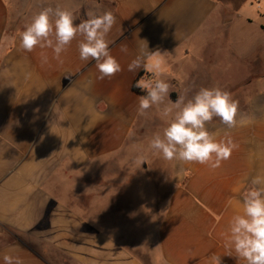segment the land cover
<instances>
[{
	"label": "crops",
	"instance_id": "0c3cea01",
	"mask_svg": "<svg viewBox=\"0 0 264 264\" xmlns=\"http://www.w3.org/2000/svg\"><path fill=\"white\" fill-rule=\"evenodd\" d=\"M49 4L73 10L77 23L112 11L107 39L122 70L98 79L78 40L63 63L51 49L21 50L18 33ZM158 59L173 102L201 87L239 101V126H208L239 145L215 171L144 154L147 123L165 125L155 108L138 115L134 84L153 79ZM239 64L246 75L226 78ZM257 174L264 0H0V264L5 255L23 264H245L229 255L224 233Z\"/></svg>",
	"mask_w": 264,
	"mask_h": 264
},
{
	"label": "clouds",
	"instance_id": "9594fccd",
	"mask_svg": "<svg viewBox=\"0 0 264 264\" xmlns=\"http://www.w3.org/2000/svg\"><path fill=\"white\" fill-rule=\"evenodd\" d=\"M78 17L69 8L59 5L41 6L25 22L18 33L19 48L25 52L51 49L52 58L63 63L72 42L78 40V53L82 61H94L100 73L98 79L111 78L122 68L111 54L109 33L116 23L112 11L86 13V19L77 23ZM79 38V39H78ZM159 55V52H155ZM41 63H48L47 52H40ZM141 59H134L129 71L141 67ZM162 60H156L148 69L153 79L137 83L146 94L141 95L138 115L144 117L156 109L164 127L149 139L146 153L158 156L169 163L206 165L215 171L228 161L239 145L230 131L219 138L209 130L214 119L231 130L242 121L239 116V101L230 92L220 87H201L194 95H181L175 102L169 99L171 85L163 78ZM30 75V74H29ZM141 164L145 156L138 157ZM242 210L234 214L224 233V244L229 255L235 253L245 264H264V174H257L241 193ZM219 259V258H217ZM4 264H23L19 257L5 255Z\"/></svg>",
	"mask_w": 264,
	"mask_h": 264
},
{
	"label": "rangeland",
	"instance_id": "374dc122",
	"mask_svg": "<svg viewBox=\"0 0 264 264\" xmlns=\"http://www.w3.org/2000/svg\"><path fill=\"white\" fill-rule=\"evenodd\" d=\"M245 72H246V69L243 67L242 64H239V66H238V74H236V72L234 71V65H233V73L232 74L231 73H228V74L226 73L225 77L229 78V77H235L236 75H238V78H241L244 75H246ZM239 81H241V79H239ZM192 95H193V93L188 95V96L190 97ZM244 97L247 98L246 96H244ZM159 130H160L159 126L156 123H154V121H149L147 123V125L145 126L144 132H143V134L145 136V142L148 144V141L152 137V135L155 132L159 131ZM146 149H147V146L145 147V150ZM145 150H144V152H145ZM144 154H146V152Z\"/></svg>",
	"mask_w": 264,
	"mask_h": 264
},
{
	"label": "trees",
	"instance_id": "16d2710c",
	"mask_svg": "<svg viewBox=\"0 0 264 264\" xmlns=\"http://www.w3.org/2000/svg\"><path fill=\"white\" fill-rule=\"evenodd\" d=\"M143 76H144V73H142V74L140 75V78H142ZM137 83H138V81H136V83L134 84V89H135L137 92H139L140 94L145 95L146 93H145L144 91H142L141 88L137 87Z\"/></svg>",
	"mask_w": 264,
	"mask_h": 264
}]
</instances>
